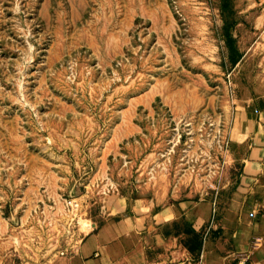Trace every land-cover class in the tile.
<instances>
[{
    "label": "rangeland",
    "instance_id": "374dc122",
    "mask_svg": "<svg viewBox=\"0 0 264 264\" xmlns=\"http://www.w3.org/2000/svg\"><path fill=\"white\" fill-rule=\"evenodd\" d=\"M249 108L264 115V0H0V264H70L122 219L158 233L182 197L217 220Z\"/></svg>",
    "mask_w": 264,
    "mask_h": 264
},
{
    "label": "crops",
    "instance_id": "0c3cea01",
    "mask_svg": "<svg viewBox=\"0 0 264 264\" xmlns=\"http://www.w3.org/2000/svg\"><path fill=\"white\" fill-rule=\"evenodd\" d=\"M262 113L243 110L234 123L235 141L247 146L244 169L217 220L214 202L174 192L176 202L156 218L158 233L141 232L133 219L106 224L82 239L70 264H264V207L258 200L264 178Z\"/></svg>",
    "mask_w": 264,
    "mask_h": 264
}]
</instances>
